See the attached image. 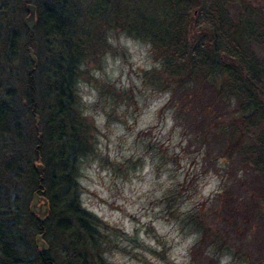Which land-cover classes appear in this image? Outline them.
I'll return each mask as SVG.
<instances>
[{
	"label": "trees",
	"instance_id": "trees-1",
	"mask_svg": "<svg viewBox=\"0 0 264 264\" xmlns=\"http://www.w3.org/2000/svg\"><path fill=\"white\" fill-rule=\"evenodd\" d=\"M21 1L15 9L12 0H0V189L6 195L0 205V264H26L30 254L37 264H106L99 249L101 219L77 198L74 159L85 133L71 120L79 65L96 41L92 30L98 19L102 29L119 26L150 40L162 54V86L172 95L182 91L185 106L197 107L191 102L201 98L199 79L219 98H235L239 113L229 119L214 114L221 147L228 155L237 151L264 186V57L254 47L264 48L260 9L248 0H238L233 13L232 0H95L92 8L80 10L74 0ZM27 1L36 5L31 31L18 16ZM201 120L207 136L211 127ZM41 189L49 203L43 219L14 206L21 191L26 198ZM22 223L42 231L48 248L23 249ZM199 226L210 234L203 222Z\"/></svg>",
	"mask_w": 264,
	"mask_h": 264
},
{
	"label": "rangeland",
	"instance_id": "rangeland-1",
	"mask_svg": "<svg viewBox=\"0 0 264 264\" xmlns=\"http://www.w3.org/2000/svg\"><path fill=\"white\" fill-rule=\"evenodd\" d=\"M74 1L77 10L90 9L96 3L95 0ZM237 1L232 0L229 4L231 13L239 9ZM248 1L255 9H260L264 17V0ZM12 2L15 9H20L21 0ZM25 14V10H19L18 16L22 19ZM93 26L96 41L88 57L79 65L75 81V116L71 120L79 134L85 133L82 149L74 159L76 177L81 167L87 168L93 163L98 166L91 190L81 189L76 179L77 198L80 201V192L87 191L88 201L96 209L92 213L101 219L97 226L102 235L99 249L106 264H109L106 258L109 254L119 256L122 264H154L149 256L159 264H172L169 253L193 235L196 236L194 244L187 249L190 264H219L225 255L233 257L232 264H264V186L237 151L228 155L226 148L222 149L223 139L216 131L218 120L214 114L229 119L240 112V106L236 103L232 107V99L219 98L203 79L196 83L201 98L196 95L192 100L191 104L197 106L195 109L190 104L184 105L182 91L171 94V99L165 103V93L171 91L162 86V54L154 46L146 56H142L135 45L131 49L113 46L107 42L110 31L118 37L120 31L127 30L110 24L102 29L104 25L99 19ZM254 47L264 57V48L258 44ZM84 96L91 97V101H85ZM153 104H164V107L153 113ZM169 111L173 113L174 128L166 136H159L157 129L164 124ZM85 112L88 115H84ZM142 118H155L158 122L150 124L146 130L135 131ZM202 118L211 127L207 136L202 134V128H205ZM175 127L182 131L179 140L173 142ZM121 128L123 134L117 135ZM134 132L135 139L127 149L132 155L113 160L111 153L114 150L117 155L123 153L127 136ZM146 159L153 164L157 177L167 172L172 184L161 197L153 199L149 194L141 211L150 218L141 220L128 212L130 200L123 196V190L145 167ZM241 169L243 179L237 177ZM213 182L215 187L205 195L203 189ZM0 193V205L4 207L6 195L1 189ZM22 195L21 191L14 206L30 212L31 193H27L26 198ZM23 213L20 220L25 219ZM104 217L116 224L130 220L136 225L134 234L129 236L120 227L111 226ZM197 222L207 225L210 234L203 235ZM156 223L166 229L163 235L157 230ZM35 229V225L22 223L19 241L23 243V249L32 246L42 249L35 242L38 232ZM141 232L154 244L140 239ZM44 239L48 244L46 237ZM50 243L51 251L58 248L56 241ZM31 255L26 264H37Z\"/></svg>",
	"mask_w": 264,
	"mask_h": 264
},
{
	"label": "clouds",
	"instance_id": "clouds-1",
	"mask_svg": "<svg viewBox=\"0 0 264 264\" xmlns=\"http://www.w3.org/2000/svg\"><path fill=\"white\" fill-rule=\"evenodd\" d=\"M107 42L113 46H124L126 48H133L135 45V49L140 52L142 56H146L147 53L152 49L153 45L150 40H140L139 38H135L129 35L126 31H120L118 37L116 34L110 31ZM157 66H159L157 64ZM166 101L171 99V92L165 93ZM83 99L85 101H91V97L84 96ZM236 100L232 99V107H235ZM164 104H153L151 106V111L155 113L159 108H163ZM84 115H88L87 112ZM158 121L155 118L147 119L142 118L139 125L136 127L135 131H140L142 129H147L150 124H156ZM175 125V120L173 119V113L169 111L166 113L164 124L157 129V133L159 136H166L170 130H173ZM182 131L180 127H175L173 133V142L179 140V134ZM123 129L121 128L117 135H122ZM115 137L113 140L115 141ZM135 139V132L127 136L125 143V151L120 155H117L115 150L111 153L113 160H121L124 156L132 155V152L128 151V146L132 144V141ZM97 164L93 163L90 167H81L79 173L76 177L78 185L81 189L91 190L93 187V182L96 180L97 174ZM143 179H140V178ZM237 177L239 179L244 178V171L241 169L237 173ZM172 181L169 179L168 173L164 172L159 177H157L154 166L150 161H147L145 167L142 168L138 173H136V178L128 185L127 188L123 190V196L130 200V203L127 205V210L130 213H133L141 218V220H147L150 217L144 216L141 211V205L145 203V200L149 198V194L151 198L161 197L163 192L170 187ZM215 187V182L209 184L207 187L203 189L205 195H207L213 188ZM139 198V199H138ZM123 202V201H121ZM80 206L81 208L89 211L96 212L94 206L89 203L87 197V191L80 192ZM183 210V209H182ZM106 221L110 223L113 227H120L124 232H126L129 236L133 235V229L136 227L130 220L124 219L121 224H116L113 221H109L107 217H104ZM157 230L163 235L166 229L162 228L159 223H156ZM174 235V234H173ZM140 239L144 240L148 244H154V241L150 238L146 237L143 232L140 233ZM196 236H190L188 239L178 248L174 249L171 253H169V258L172 261V264H190V255L187 249L194 244ZM106 258L109 261V264H122V261L119 256L107 255ZM149 260H153L154 264H159V262L155 261L154 257L149 256ZM233 257L231 255L222 256L219 260V264H232Z\"/></svg>",
	"mask_w": 264,
	"mask_h": 264
},
{
	"label": "water",
	"instance_id": "water-1",
	"mask_svg": "<svg viewBox=\"0 0 264 264\" xmlns=\"http://www.w3.org/2000/svg\"><path fill=\"white\" fill-rule=\"evenodd\" d=\"M25 10H26V14L23 16L22 21L25 24V26L27 27V29L29 31H31L33 28L35 19H36V14H35L36 5H35V3L32 1H27L25 3ZM27 50H28V54H29L30 58L32 60H35L36 56H35V53H34L32 46L28 45ZM38 120H39V117H38L37 113H35V121L38 122ZM36 166L39 169L44 168V164L40 161L36 162ZM28 206H29L30 211L36 212V216L39 219H41L43 217V215L48 211V207H49L48 198L44 194L43 189H41L40 191L39 190H33L31 192V196L29 199ZM35 242L37 245H40L42 247V249H46L48 247L47 241L44 239L42 231H38L35 233Z\"/></svg>",
	"mask_w": 264,
	"mask_h": 264
}]
</instances>
